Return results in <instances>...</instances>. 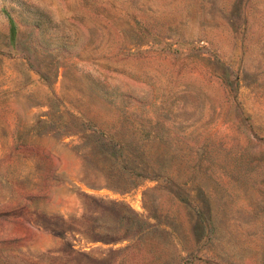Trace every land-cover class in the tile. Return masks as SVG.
I'll return each mask as SVG.
<instances>
[{
	"label": "rangeland",
	"instance_id": "1",
	"mask_svg": "<svg viewBox=\"0 0 264 264\" xmlns=\"http://www.w3.org/2000/svg\"><path fill=\"white\" fill-rule=\"evenodd\" d=\"M0 264H264V0H0Z\"/></svg>",
	"mask_w": 264,
	"mask_h": 264
},
{
	"label": "trees",
	"instance_id": "2",
	"mask_svg": "<svg viewBox=\"0 0 264 264\" xmlns=\"http://www.w3.org/2000/svg\"><path fill=\"white\" fill-rule=\"evenodd\" d=\"M138 222L140 223V225L146 224V223H145L146 221H144V220H143V217L140 216V215H139V218H138Z\"/></svg>",
	"mask_w": 264,
	"mask_h": 264
}]
</instances>
